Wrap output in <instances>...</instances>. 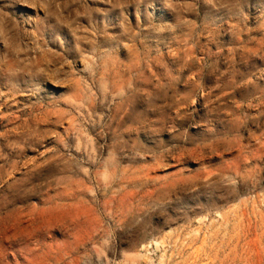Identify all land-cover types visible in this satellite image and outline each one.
Returning a JSON list of instances; mask_svg holds the SVG:
<instances>
[{
	"label": "rangeland",
	"instance_id": "obj_1",
	"mask_svg": "<svg viewBox=\"0 0 264 264\" xmlns=\"http://www.w3.org/2000/svg\"><path fill=\"white\" fill-rule=\"evenodd\" d=\"M0 264H264V0H0Z\"/></svg>",
	"mask_w": 264,
	"mask_h": 264
},
{
	"label": "crops",
	"instance_id": "obj_2",
	"mask_svg": "<svg viewBox=\"0 0 264 264\" xmlns=\"http://www.w3.org/2000/svg\"><path fill=\"white\" fill-rule=\"evenodd\" d=\"M215 72V71H214Z\"/></svg>",
	"mask_w": 264,
	"mask_h": 264
}]
</instances>
